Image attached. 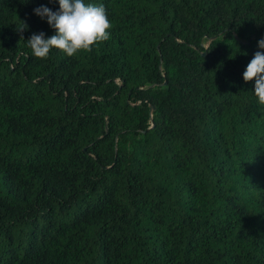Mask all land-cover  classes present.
Listing matches in <instances>:
<instances>
[{
    "label": "trees",
    "instance_id": "obj_1",
    "mask_svg": "<svg viewBox=\"0 0 264 264\" xmlns=\"http://www.w3.org/2000/svg\"><path fill=\"white\" fill-rule=\"evenodd\" d=\"M85 2L111 38L37 59L58 0H0V264H264V0Z\"/></svg>",
    "mask_w": 264,
    "mask_h": 264
},
{
    "label": "clouds",
    "instance_id": "obj_2",
    "mask_svg": "<svg viewBox=\"0 0 264 264\" xmlns=\"http://www.w3.org/2000/svg\"><path fill=\"white\" fill-rule=\"evenodd\" d=\"M52 2L54 0H49ZM58 3L57 11L44 5L33 10L41 19L46 18L48 25L55 30L51 36L46 37L41 31L28 38L26 42L33 57L47 59L53 49L72 57L80 51L90 52L111 38V21L103 4L86 3L85 0H58ZM26 27L23 24L18 31L22 32ZM257 43L259 49H264V38ZM243 79L246 83L255 81L254 94L259 104L264 105V52L254 53L243 72Z\"/></svg>",
    "mask_w": 264,
    "mask_h": 264
}]
</instances>
